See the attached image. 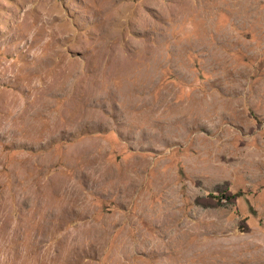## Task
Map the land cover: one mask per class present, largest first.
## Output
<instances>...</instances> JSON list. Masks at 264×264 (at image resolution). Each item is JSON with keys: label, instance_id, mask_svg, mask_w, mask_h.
<instances>
[{"label": "rangeland", "instance_id": "obj_1", "mask_svg": "<svg viewBox=\"0 0 264 264\" xmlns=\"http://www.w3.org/2000/svg\"><path fill=\"white\" fill-rule=\"evenodd\" d=\"M0 264H264V0H0Z\"/></svg>", "mask_w": 264, "mask_h": 264}]
</instances>
